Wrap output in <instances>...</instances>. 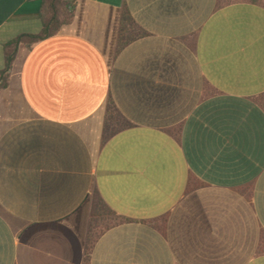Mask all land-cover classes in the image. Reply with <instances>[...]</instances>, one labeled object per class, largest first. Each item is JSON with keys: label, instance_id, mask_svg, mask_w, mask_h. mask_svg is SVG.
<instances>
[{"label": "crops", "instance_id": "crops-1", "mask_svg": "<svg viewBox=\"0 0 264 264\" xmlns=\"http://www.w3.org/2000/svg\"><path fill=\"white\" fill-rule=\"evenodd\" d=\"M263 2L0 0V264H264Z\"/></svg>", "mask_w": 264, "mask_h": 264}, {"label": "trees", "instance_id": "trees-1", "mask_svg": "<svg viewBox=\"0 0 264 264\" xmlns=\"http://www.w3.org/2000/svg\"><path fill=\"white\" fill-rule=\"evenodd\" d=\"M59 1H61V0H45V8H46L47 13L45 15V21L43 24L44 25L43 32H42V34L36 36V38L34 37V39H42L58 28L59 20L57 17L58 16L57 13H58ZM123 21L125 23H127L128 25H130V28L133 30V33L124 39V42L121 43V46H123L125 43H128L129 41H132L133 39H135L139 35L143 34V32H141V30H138L137 25L132 20L131 16L129 15V13H127L126 10H124V12H123ZM121 46L119 45V47H121ZM0 79H1V76H0ZM108 111L111 114V119H110V116L108 117V119L111 120V122H110L111 123V127H110L111 129H109L108 125L106 126L105 139L111 137L116 132H118V131H120V130H122L125 127L130 125V122L125 120V118L120 113V111L111 102H109V104H108ZM95 199H98V197H96ZM88 257L86 259L85 264H89V258Z\"/></svg>", "mask_w": 264, "mask_h": 264}, {"label": "rangeland", "instance_id": "rangeland-1", "mask_svg": "<svg viewBox=\"0 0 264 264\" xmlns=\"http://www.w3.org/2000/svg\"><path fill=\"white\" fill-rule=\"evenodd\" d=\"M264 0H262V2H263ZM264 3V2H263ZM109 114H110V112H109Z\"/></svg>", "mask_w": 264, "mask_h": 264}]
</instances>
